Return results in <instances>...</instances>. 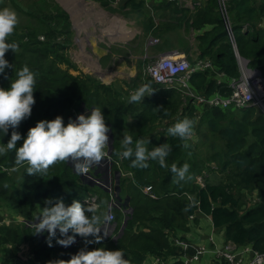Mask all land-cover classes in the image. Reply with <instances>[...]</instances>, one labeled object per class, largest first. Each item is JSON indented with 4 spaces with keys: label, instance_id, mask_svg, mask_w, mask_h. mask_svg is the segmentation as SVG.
<instances>
[{
    "label": "trees",
    "instance_id": "obj_1",
    "mask_svg": "<svg viewBox=\"0 0 264 264\" xmlns=\"http://www.w3.org/2000/svg\"><path fill=\"white\" fill-rule=\"evenodd\" d=\"M96 1L102 8L113 11L108 6L112 0ZM256 2L225 0V12L238 57L264 79V29L259 25L264 20V0L255 5ZM191 5L190 14L184 13L182 20L196 34L193 38L196 59L208 62L211 69L193 71L188 77L187 86L191 92L204 98L215 93L224 96L229 92L227 83L237 78L238 72L217 2L203 0ZM149 6L153 16L161 10L179 11L165 0H150ZM118 7L119 12L126 7L132 11L138 7L144 8L142 0H121ZM29 17L30 21L37 22L40 29L25 27L14 36L15 39L8 41L19 45L16 54L9 50L5 55L12 64V79L16 78V73L23 66H28L35 73V86L45 85L35 103L41 106L48 101L52 117H62L65 125L69 119H74L79 106L90 111L93 108L101 109L106 126L115 132L109 145L111 163L120 158L121 169L131 174V181L128 180L125 189L121 186L123 180H118L117 185L120 192L118 199L127 202L130 213L124 217V226L114 240L105 239L99 244L86 246L80 237H76L73 245L62 248L56 244L57 235L51 241L53 246L49 247L46 243L48 234L34 235V229L26 224L35 219L40 209L45 207L44 201L47 199H62L66 206L75 200L85 206L82 201L89 189L66 163L52 166L44 175L32 176L26 173L25 167L20 166L15 172L17 179L13 181L14 174L6 172L17 166L16 156L15 150L9 151L0 155V215L13 212L18 223H0V264H9L10 260H13V264H23L16 257L21 246H26L30 255L27 264L68 260L85 247L87 250H121L129 264H148L147 261L151 259L162 262L167 259V264H182V258L193 253L187 232L189 226L196 224V216L208 219L213 231L220 229L224 242L237 248L249 246L252 251L264 254V114L261 110L256 107L220 109L200 104L192 106L190 103L181 109L178 86H159L146 77V81L141 83L143 81L139 75L131 78L124 90L118 85H103L88 76L72 77L67 73L71 65L58 55L64 46L56 41L59 37L70 35L66 15L61 12L57 17L46 18V22L36 20L32 15ZM159 17L164 16L159 14ZM151 19L147 18V25L143 23L148 33L154 24ZM59 22L63 25H57ZM163 25L167 27L166 23ZM163 25L158 29L162 31ZM36 34L43 35L44 39L37 40ZM156 35L154 31L151 36ZM168 42L166 38L163 45ZM154 46H151L154 51L162 49L160 45ZM48 55H52L51 65L44 60ZM62 62L68 64L63 71L56 67L57 63ZM5 82L6 79L0 76L1 88L8 89L9 85ZM145 84L155 92L144 97L141 103H129L130 95ZM157 108L159 111H154ZM195 112H200L196 120L193 116ZM47 114L39 108L33 114L34 118L30 116L21 122L16 129L22 137L17 148L30 128L39 121H47ZM173 116L177 118L161 126L163 121ZM184 118L198 123L197 126H202L205 133L216 140L208 144L209 162L213 163V168L198 155L196 161H192L191 147L185 148L178 138L168 137L167 129ZM12 131L10 128L7 134L0 133V144L8 142ZM125 134H130L134 143L139 138H148L149 150L165 143L171 145L172 152L166 158L168 167L161 168L155 160L148 161L149 167L144 170L130 167L131 160L118 155L122 151L120 141ZM116 136L120 139H116ZM172 164L177 167L188 164L192 179L174 183L170 172ZM196 177L201 180L200 185L194 183ZM144 186L150 188L153 198L140 191ZM192 198L195 203H192ZM247 200L251 204L244 207ZM111 211L117 216L115 230L119 231L122 222L120 211ZM210 264L225 263L214 259Z\"/></svg>",
    "mask_w": 264,
    "mask_h": 264
},
{
    "label": "clouds",
    "instance_id": "obj_2",
    "mask_svg": "<svg viewBox=\"0 0 264 264\" xmlns=\"http://www.w3.org/2000/svg\"><path fill=\"white\" fill-rule=\"evenodd\" d=\"M19 23V17L13 9L5 7L0 10V76L6 80L8 75L5 69H12V64L5 59V55L9 50L14 54L19 50V45L9 43L8 38L14 34ZM35 84V73L25 65L16 73V78L11 79L8 89L0 88V133L7 134L10 128L13 130L8 142L0 144V155L15 150L16 165L25 167L30 176L44 175L59 163L71 164L77 173L84 174L90 167L110 158L107 135L110 129L105 124L100 108H93L87 116L78 115L75 121L69 119L67 125L60 116L51 121H39L28 130L21 146L17 148L22 137L16 129L31 115L35 104ZM154 92L150 85L145 84L130 95L129 103H141L144 97ZM167 135L184 142L183 147H189L187 141L195 135L194 121L184 118L176 122L167 129ZM120 144L122 151L118 155L122 159H130L132 168L147 169L150 160L157 161L161 168L168 167L166 158L172 152V146L167 143L149 150L148 138H139L134 143L132 136L125 134ZM189 167L188 164L181 167L172 164L170 172L173 182L191 180ZM44 203L45 207L40 209L31 226L34 235L48 234L46 243L49 247L53 246L51 241L57 232L62 238L56 239V244L62 247L73 245L76 237H80L86 246L102 242L105 237L102 235L103 226L112 217L100 210V205L82 206L74 200L70 206H66L62 199H47ZM192 203H195L194 198ZM48 264H129V261L121 250H87L85 247L68 260L58 259Z\"/></svg>",
    "mask_w": 264,
    "mask_h": 264
},
{
    "label": "rangeland",
    "instance_id": "obj_3",
    "mask_svg": "<svg viewBox=\"0 0 264 264\" xmlns=\"http://www.w3.org/2000/svg\"><path fill=\"white\" fill-rule=\"evenodd\" d=\"M112 1L111 3L110 1L108 2V6L113 11L102 8L100 3L96 0H0V10H2L5 7L11 8L17 13L20 20V23L17 26L14 34L8 38V41L10 38L15 39L14 36L20 34L21 33L20 30L24 29L25 27H28L30 29L37 27L38 29H40V27H38L36 24L37 22H33L28 19L31 18L29 16L32 15L36 18V20L39 19L42 20L43 22H46L47 21L46 18L57 17L58 15L61 14V12H63L66 15V21L69 24L70 35H68L67 37L65 36L66 38L59 37L58 40L56 41H59L64 46V50L58 52V55L62 56V58H64L71 65V69H68L67 73L72 77H79V78H84V76H88L91 79H94L96 82L101 83L103 85H109V84L118 85L124 90L126 89V85L129 83L130 79L133 78L135 75H139V77L143 81L141 83H144L146 81L144 75V69L146 67V64L150 62L149 56L153 53L154 48H151V46L150 47L147 46L146 40L144 38L145 35L144 37H142V32L145 29L143 23L147 25V18L148 17L151 18L152 9H147L145 7L144 8L138 7L134 9V11H132L128 9V7H126L120 10L119 12L117 9H119L120 7L113 8ZM259 1L261 0H257L255 5L259 4ZM183 2L187 3L188 5H191L192 0L191 1L182 0V2L181 0H174L171 1V4L175 5V7L179 9V6H181ZM121 11L123 12L131 11V13L135 14V17H132L130 20L124 19L122 18L123 15L121 14ZM221 17L224 22L227 21V18L224 15V13H222ZM137 19L138 21H136ZM57 25L62 26L63 23L59 22ZM260 27L264 29V21L260 23ZM152 33L153 32L147 34L151 36ZM37 36L43 37V35L41 34ZM193 46L195 49V44ZM107 56H109V58L105 59V57L107 58ZM183 56L185 59H187L186 61L189 62V60L192 59V52L188 51L187 53H184ZM51 57L52 55L51 56L48 55L44 59L49 65H51L50 64ZM10 59L11 57H9V60ZM102 59L108 61L101 62ZM137 62L140 63V66L138 67H137ZM190 63L192 62H189V64ZM236 64H237V68L238 65L240 64V65H245L246 69H250L247 66V62L241 59L240 57L236 59ZM67 65L68 64L62 62L61 64L57 63L56 67L61 71H63L64 69H66ZM5 71H7L6 74L8 75V79L6 80L5 83L9 85L14 73L12 72L11 69H5ZM43 89H45V85L35 86L34 89L35 91L33 93L35 102L38 100L40 93L43 92ZM200 97L204 98L203 95H201ZM179 100H180L179 107H181V109L184 108L186 106L185 104L187 103H190V105L192 106L193 104L194 105L198 104L192 101L191 97L188 96V94H184L182 92H180L179 94ZM36 103L32 107V111L30 115L32 118L35 117L33 114H35L36 111L39 108H41L44 112L48 113L45 118L47 121H51L54 119L52 117L53 114L48 107V101L42 103L41 106H38ZM82 107L83 106H79L78 111L75 113L73 121L76 120V117L78 115L83 114L87 116L91 114L90 110H85ZM261 112L264 114L263 111ZM199 113L200 112L197 113L195 112V115L193 114L195 120L197 119ZM175 118L177 117L173 116L163 121L161 126L165 123L171 122ZM197 124L198 123L196 122L194 123V133H195L194 137L190 141H187L189 147H191L190 151L192 154L190 155V159L192 161H196L198 155L199 157L205 159L204 163H206L210 161V152H209L208 144L210 142L215 143L216 140L210 134H206L203 127L197 126ZM110 131L107 134L109 136V145L113 141L115 135V132L112 131H111L112 133L111 135ZM121 137L122 135L120 136V138ZM120 138L116 136V139H120ZM108 159H109V163H107L105 160L101 162V164L89 168L90 175L92 177L96 176L98 181L103 183L100 185L90 184L87 181V179L81 177L80 174L73 169L71 164L69 165L71 169L79 175L82 184L88 187L89 189L88 192L96 197V202L98 205H100V210L105 212L107 211V205L110 201L109 197L112 196L113 193L115 192L114 200L116 201V203H118L119 207L122 208L118 207V209L117 208L110 209L111 215L113 216V221L108 227L103 226L104 231L102 233V235L105 236L103 240L105 239L114 240V238L117 237L118 235V230H115L116 227L115 218L117 216L114 215L113 211L111 210L115 209L117 211H120L118 213L121 214L122 221L124 220V217L130 212V208L127 206V202H125L124 200L121 201L120 199L116 200V198L117 199L119 198L118 193L120 194L117 186L118 180H123L121 186H123L124 189L128 185L127 184L128 180L129 181L131 180L127 178L118 179L121 177V174L125 173V171L121 169L119 159L117 162L113 164L111 163V158ZM113 165L115 166V169ZM208 165L211 168L214 167L213 163L211 162H209ZM19 169L20 166H15L13 170L12 169L7 170L6 173L14 174L13 177V181H14L15 179H17L15 172H17ZM194 183L196 185H200L201 180L198 177H196ZM103 185L104 186L109 185L111 189L114 190V192L112 190L108 196L107 192L100 187ZM102 192L105 193L106 195L104 196ZM124 199H126V197ZM250 204L251 202L247 200L244 203V207H247ZM0 216L3 219L2 223L4 224H8L9 222L11 223V221L14 222L16 221L15 223H18V221L16 220L17 217L14 216L13 212H8V214L1 213ZM33 221H30V223L26 225L29 226L30 228H33L31 226ZM192 225L193 226H189L187 237L192 239L194 242H197V244H201L205 249V253H203L200 256L199 260L192 264H208V260H207L208 258L206 252L210 254L211 258L214 257L213 250L217 244V239L222 236V232H220V229L213 231L209 221L201 216H196V224H192ZM46 234L47 233L45 232L41 236ZM57 235H58V239L62 238L59 236L58 232ZM197 235H199L200 237ZM209 238H211V242L208 241ZM194 245L195 243H191L190 248ZM18 251H22L23 253H26L27 248L26 246H21L19 247ZM166 260L161 262V264H167L168 260L167 261ZM11 261L13 260H10L9 262Z\"/></svg>",
    "mask_w": 264,
    "mask_h": 264
},
{
    "label": "built area",
    "instance_id": "obj_4",
    "mask_svg": "<svg viewBox=\"0 0 264 264\" xmlns=\"http://www.w3.org/2000/svg\"><path fill=\"white\" fill-rule=\"evenodd\" d=\"M120 1L121 0H113L112 7H118ZM142 1L143 6L147 9H150V0ZM165 1L171 3V1L174 0ZM216 2L220 16L222 15V13H224V15L226 16L224 0H216ZM223 24L225 26L228 41L231 44L235 58L237 59L238 57L235 51L232 33L228 27V22L223 21ZM37 40L42 41L43 37L39 36L37 37ZM156 42L157 39L150 37L147 41V44L149 46H153L156 44ZM203 69H211L210 64L208 62L196 60L193 65H190L181 53L173 51L167 54H159L148 64H146V67L144 69V75L153 84L159 86H178L180 92L188 94V96L191 97L192 101L198 104H202L208 107H216L220 109H244L248 107H256L264 112V79L257 70L246 69L245 65L239 64L237 68V72L239 73L238 77L235 79H231L227 83V88L229 91L228 94L221 96L215 93L209 98H202L199 95L194 94L193 92L190 93V90L187 86V81L189 75L193 71H201ZM105 160L107 163H109L108 158H106ZM80 176L87 179L90 184H103L98 181L96 176L92 177L90 175V169H88L86 173L80 174ZM121 177L131 179V174L129 172H125L121 174ZM100 187L107 192L108 196L113 190L109 185H103ZM140 191L148 195L150 198H153L152 194L150 193V188L148 186L142 187ZM114 194L115 192L112 196L109 197L110 201L107 205L106 212L112 217V219L107 225H105L106 227H108L113 221V216L111 215L110 209H118L119 207L118 203H116V201L114 200ZM82 202L85 206L97 204L96 197L90 193L86 194ZM208 241L211 242V238H209ZM183 247H185V245H183ZM191 249L194 251L193 254L190 256L183 257L182 264H192L198 261L200 256L205 253L204 247L200 244L192 246ZM213 254L214 257L211 259L209 264L214 259L216 261L221 260L225 264H264V254L252 251L249 246L237 248L235 247V245L229 242H223L222 245L215 246ZM16 257L18 261L23 264H27V262L30 261V255L27 251L26 253L18 251ZM161 262L162 261H160L159 259H151L148 261V264H161ZM9 264H13V262H10Z\"/></svg>",
    "mask_w": 264,
    "mask_h": 264
},
{
    "label": "crops",
    "instance_id": "obj_5",
    "mask_svg": "<svg viewBox=\"0 0 264 264\" xmlns=\"http://www.w3.org/2000/svg\"><path fill=\"white\" fill-rule=\"evenodd\" d=\"M202 1L203 0H200V1L199 0H192L191 4L192 3L198 4ZM181 2H182V0H181ZM178 10L179 11H174V12L172 10L171 11L170 10H167V11L161 10V11L157 12L156 15H154V16L151 15L152 22L154 23L152 31L153 32L155 31V33L157 34L156 36H149V34H147L148 32L145 30L146 27H145V29L143 27L144 31L142 32V37H144V35H145L144 38L146 40V43L150 37H152V38L154 37L155 39H157L155 46L160 45V47L162 48L160 50L154 51L149 56L150 61L153 60L157 55L165 54L167 52L169 53V52L175 51V52H178V53H181L182 55H184V53H182L180 51L186 50V49H188L189 52H192V59H190L189 62H192L194 64V62L197 60L196 59V51H195L194 46H193L195 43L193 38L196 34L194 32H192L188 28V26L186 27V25H184V22L182 20V18L184 17L183 14L186 13L187 15H189L191 10H192V7H191V5H188L187 3L183 2V4L181 6H179ZM181 11H184V12H181ZM159 14H162L164 17H162V18L159 17ZM122 15H123L122 18L127 19V20H130L132 17H135V14L131 13V12H123ZM136 21H138V19ZM165 23H166L167 27H164L163 24H165ZM161 25H163V28H164L162 31L158 29V27ZM149 33H150V31H149ZM166 38L169 39V42L166 43L165 45H163L164 40ZM147 46H149V45L147 44ZM108 58H109V56H107V58L105 57V59H108ZM105 59H102L101 62H107L108 61ZM192 63H190V65H192ZM191 226H193V225H191ZM196 227H198V226H196ZM220 232H222V231L220 230ZM197 236H199V235H197ZM187 239L191 243H195V245H197V242H194L189 237H187ZM223 242H224V238H223V234H222V236L217 239L216 246L222 245ZM206 253H207L206 255H207V258H208L207 260H208V264H209V262L211 261L212 258L210 257V254L208 252H206ZM147 263H148V261H147Z\"/></svg>",
    "mask_w": 264,
    "mask_h": 264
},
{
    "label": "water",
    "instance_id": "obj_6",
    "mask_svg": "<svg viewBox=\"0 0 264 264\" xmlns=\"http://www.w3.org/2000/svg\"><path fill=\"white\" fill-rule=\"evenodd\" d=\"M167 53H168V52H167ZM167 53H165V54H167ZM169 53H170V52H169ZM116 189H117V188H116ZM116 200H119V199L116 198ZM129 213H130V212H129ZM2 220H3V219H2V217L0 216V223H2ZM124 222H125V219L122 221V224H121V226H120V228H119L118 233L121 232V230H122V228H123V226H124Z\"/></svg>",
    "mask_w": 264,
    "mask_h": 264
}]
</instances>
